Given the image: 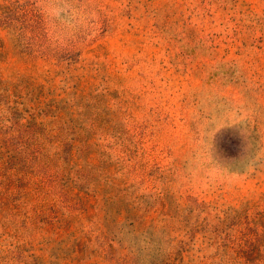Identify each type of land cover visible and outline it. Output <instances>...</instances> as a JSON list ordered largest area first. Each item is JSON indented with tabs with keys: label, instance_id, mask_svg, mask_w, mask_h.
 Instances as JSON below:
<instances>
[{
	"label": "rangeland",
	"instance_id": "1",
	"mask_svg": "<svg viewBox=\"0 0 264 264\" xmlns=\"http://www.w3.org/2000/svg\"><path fill=\"white\" fill-rule=\"evenodd\" d=\"M0 264H264V0H0Z\"/></svg>",
	"mask_w": 264,
	"mask_h": 264
}]
</instances>
